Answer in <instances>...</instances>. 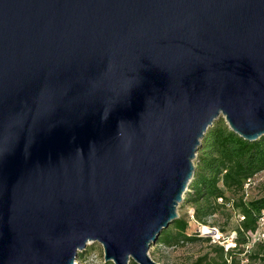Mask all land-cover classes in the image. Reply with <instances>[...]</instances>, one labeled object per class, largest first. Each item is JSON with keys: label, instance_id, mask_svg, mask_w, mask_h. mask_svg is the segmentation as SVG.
I'll return each instance as SVG.
<instances>
[{"label": "water", "instance_id": "1", "mask_svg": "<svg viewBox=\"0 0 264 264\" xmlns=\"http://www.w3.org/2000/svg\"><path fill=\"white\" fill-rule=\"evenodd\" d=\"M220 116L264 134V0H0V264H161Z\"/></svg>", "mask_w": 264, "mask_h": 264}, {"label": "trees", "instance_id": "2", "mask_svg": "<svg viewBox=\"0 0 264 264\" xmlns=\"http://www.w3.org/2000/svg\"><path fill=\"white\" fill-rule=\"evenodd\" d=\"M197 150L194 160L198 165L197 173L181 203L192 207L191 219L206 224L210 216L230 201L231 208L238 214L233 228L236 244L225 247L211 240L209 235L201 234L197 228L190 230L189 216L184 214L173 219L155 242L164 246H180L196 241L207 243L205 251L180 264H241L244 258L264 264V237L250 244L251 233L257 228L259 216L264 210V194L247 198L244 193L245 183L255 173L264 170V134L248 140L233 132L225 118L221 117L209 126ZM85 252L79 251L78 257L85 259ZM107 263L105 261L104 264ZM129 264L138 263L131 260Z\"/></svg>", "mask_w": 264, "mask_h": 264}, {"label": "rangeland", "instance_id": "3", "mask_svg": "<svg viewBox=\"0 0 264 264\" xmlns=\"http://www.w3.org/2000/svg\"><path fill=\"white\" fill-rule=\"evenodd\" d=\"M244 186V193L247 198L264 194V170L255 173L253 177H251V179L245 183ZM229 202L230 201L226 202L222 210L210 216L208 223L205 224L208 226L215 225L220 231L223 232L227 241H230L228 235L229 231L234 228L238 221V214L234 209L231 208V204ZM177 211L179 214H184L187 217L189 216V225L191 227L190 230L198 227L195 221L191 219V213L193 210L189 204H182L180 202ZM207 247V243L202 241L186 243L180 246H164L155 242L150 245L149 255L155 260L159 261L161 264H180L195 258L196 254L205 251ZM83 250L86 251L85 259H83V261H81L82 259L78 260L76 264H104L102 245L98 241H89L86 248ZM108 262L109 263L107 264H114L112 261ZM257 263V261L253 260L249 262L246 258L241 261V264Z\"/></svg>", "mask_w": 264, "mask_h": 264}, {"label": "built area", "instance_id": "4", "mask_svg": "<svg viewBox=\"0 0 264 264\" xmlns=\"http://www.w3.org/2000/svg\"><path fill=\"white\" fill-rule=\"evenodd\" d=\"M220 200H221V198H220ZM240 216L242 217V215H240ZM191 218H193L192 213H191ZM193 220L198 225L197 229L200 231V233L205 234V235H210L211 240H213L214 242H219V243L223 244L225 247L234 246L236 244L235 239H234V237L236 235V231L234 229L229 231L228 235H229L230 241H227V239H225L223 232L220 231L215 225H212V226L209 225L208 226V225L199 223L195 219H193ZM250 237H251L250 238L251 239L250 244L255 242V240H258V239H261L262 237H264V210L262 211V213L259 216L257 228L255 229L254 232L251 233ZM77 260H81V258L77 256ZM81 261H83V260H81ZM105 261L106 260H104V263H105Z\"/></svg>", "mask_w": 264, "mask_h": 264}]
</instances>
